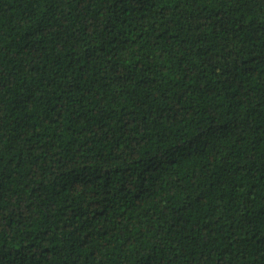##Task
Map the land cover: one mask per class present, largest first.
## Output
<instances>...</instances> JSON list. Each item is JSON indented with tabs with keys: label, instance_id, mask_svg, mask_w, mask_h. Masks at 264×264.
<instances>
[{
	"label": "trees",
	"instance_id": "16d2710c",
	"mask_svg": "<svg viewBox=\"0 0 264 264\" xmlns=\"http://www.w3.org/2000/svg\"><path fill=\"white\" fill-rule=\"evenodd\" d=\"M0 264H264V0H0Z\"/></svg>",
	"mask_w": 264,
	"mask_h": 264
}]
</instances>
